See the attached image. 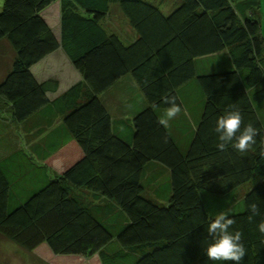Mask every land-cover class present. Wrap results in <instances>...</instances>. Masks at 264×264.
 <instances>
[{
    "label": "trees",
    "instance_id": "obj_1",
    "mask_svg": "<svg viewBox=\"0 0 264 264\" xmlns=\"http://www.w3.org/2000/svg\"><path fill=\"white\" fill-rule=\"evenodd\" d=\"M56 3L60 39L44 18ZM259 5L260 0H5L0 46L13 56L0 82V116L10 120L3 131L14 126L17 139L30 141L51 127L41 142H29L36 157L45 161L75 141L83 158L53 177L45 165L25 177L27 163L35 166L39 158L22 150L0 155V235L29 252L48 245L56 256L98 255L101 264H236L205 255L214 242L208 226L226 213L221 223L233 220L226 231L240 232L246 249L240 264H264ZM115 10L136 38L126 40L108 27ZM60 50L83 80L51 100L59 81L40 82L32 69ZM224 51L234 68L221 73ZM128 76L145 104L132 114L124 115L122 107L113 115L107 93ZM174 105L179 111L169 117ZM228 113L242 116L241 133L249 125L257 130L256 143L244 152L232 146L236 136L222 140L223 129L217 130L218 117ZM247 185L252 187L245 192Z\"/></svg>",
    "mask_w": 264,
    "mask_h": 264
},
{
    "label": "crops",
    "instance_id": "obj_2",
    "mask_svg": "<svg viewBox=\"0 0 264 264\" xmlns=\"http://www.w3.org/2000/svg\"><path fill=\"white\" fill-rule=\"evenodd\" d=\"M56 4H58V3H56ZM59 5H60V3H59ZM53 6H51L48 10H46L44 12V18L47 21V23L49 24V26L52 28V30H53L54 34L56 35V37L58 39H60V37H61V5L59 7V25H58V29L57 30L54 29L52 23L47 18V16H49V14H48L49 12L48 11H50ZM129 27H130V25H129ZM112 30H115L117 32V34H119V35H121V33H122L118 29V27H115V29H112ZM130 32H131V35H133V37L131 38L133 40L134 38H136V34L132 30L131 27H130ZM58 52H62L64 55H66L62 50H60ZM58 52L50 55L45 60H43L41 63H39L38 65L34 66V68L32 69L33 73L35 74V76L37 77V79L40 82H45V81L50 80V79H57L58 81L60 80L59 78H52V77H49V76L47 77V76H43V75L42 76H38L37 75L38 68H41V65H43L48 60V58H51L52 56L56 55ZM219 56H220L221 73L223 71L232 70V68H234L232 66V62H231L230 56H228V52L227 51H224L223 53H220ZM0 60L5 62L4 66H0V82H1L3 80V78H4V76H5V72H6V69H7V67H5V66H6L7 63H10L11 61H5L4 59H0ZM70 63H71V61H70ZM82 80H83L82 75L77 71V79L70 86H67V87L63 88V83L62 84L60 83L62 81H59V83H60L59 91H58L57 94H52V93L49 94L50 99L54 100L58 96H61L66 91H68L73 85L81 82ZM107 96L109 98L108 104L110 106V109L113 112V115L118 114V110H121L122 107L124 108V111H125L124 115L132 114L134 109H136L139 106V104L140 105L143 104V103L145 104V100H144L143 94L140 91V89L138 88L135 80L131 76H128V77L123 78L122 80H120L119 86L114 87L113 89H111L107 93ZM138 101H140V102H138ZM3 124L4 125L8 124L10 126V120L7 121L5 115L2 114L0 116V140L1 139L4 140L7 137L8 138L6 140H4V142L6 144V145H4L5 147L4 146L0 147L1 149L4 148L3 151H2L3 153H1V151H0L1 158L4 159V158L8 157V155L13 154L15 150H22L26 154H32V155L34 154L33 158H39V157H36L38 155H37V153L35 151L32 150V146H31V144H29V142L30 141H33L35 143H37L39 141L41 142L43 139L46 138L47 134L51 132V130H52L51 127L48 128V131L46 132V134L41 136L39 139L36 140L34 138V139H31L29 141L26 136H19L18 139H17L15 137L17 131H15L16 127H14V126H13L12 129L8 128V129H6V132H4L3 131ZM11 125H13V123H11ZM57 125H58V123H57ZM1 128H2V130H1ZM18 132L20 134V131H18ZM67 154L69 156L72 155V158L69 159L67 162H65V164H68V165H66V166L64 164L61 165L62 167H64V169H55V167L53 166V163H55V161H57L58 157L63 156V155H67ZM73 154H74V157H73ZM82 158H83V152H82L81 148L79 147V145L75 141H67L58 152H56L55 154L50 155L47 160L42 161L39 158L37 160H40V161L37 162L36 159H35V161L33 160L35 166H33L31 163H27L28 171L26 172V175H24V176L28 177V176H30L32 174L34 175L35 172L39 170V169L37 170L38 167L45 165V166L48 167L47 172H48L49 177H53L56 174H62L68 168H70L71 166H73L74 164L79 162ZM34 167H36V168H34Z\"/></svg>",
    "mask_w": 264,
    "mask_h": 264
},
{
    "label": "rangeland",
    "instance_id": "obj_3",
    "mask_svg": "<svg viewBox=\"0 0 264 264\" xmlns=\"http://www.w3.org/2000/svg\"><path fill=\"white\" fill-rule=\"evenodd\" d=\"M5 5V0H0V12L3 11ZM59 3L55 4L50 11H48L49 16L47 18L52 23L55 30L58 29L59 25ZM113 14L111 19L107 22L108 27L111 29H118L122 32V37L126 40L133 37L130 32V27L126 23L122 15L119 14L117 10ZM258 20H260L261 31L264 37V0H260L259 10H258ZM0 59L5 61H11L12 52L7 47V45L0 46ZM5 62L0 60V66H4ZM47 72V73H46ZM201 75L206 74V71L200 69L198 71ZM38 76H49L52 78H59L61 84L63 83V88L70 86L77 79V71L74 69L73 65L70 63L66 55L62 52H58L56 55L48 58V60L41 65V68L37 70ZM74 157V154H73ZM72 155H63L58 157L57 161L53 163L55 169H64L61 165L65 164ZM252 185H247L242 188L247 192L251 189ZM0 264H101L98 255L93 257H73V256H56L50 250L48 245H42L34 252L26 251L16 244L9 242L0 235Z\"/></svg>",
    "mask_w": 264,
    "mask_h": 264
},
{
    "label": "clouds",
    "instance_id": "obj_4",
    "mask_svg": "<svg viewBox=\"0 0 264 264\" xmlns=\"http://www.w3.org/2000/svg\"><path fill=\"white\" fill-rule=\"evenodd\" d=\"M179 111V108L175 105L168 109L169 117H173ZM218 129H223L224 135L221 136L222 140H230L233 136H236V141L232 145L239 152H244L251 148L256 143L254 136L257 135V130L253 129L251 125L241 133L242 116L239 113H228L217 119ZM239 133V134H238ZM223 149L224 145H218ZM255 211L256 205H252ZM226 213H221L215 217V222L210 223L208 226V232L213 235L212 243H208L205 248L206 257L213 262L223 261H235L236 264H240L246 254V249L241 241V233L235 232V235L229 234L226 230L233 224V220L229 219L224 223ZM259 229L261 233H264V222L260 223Z\"/></svg>",
    "mask_w": 264,
    "mask_h": 264
}]
</instances>
